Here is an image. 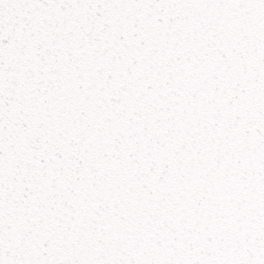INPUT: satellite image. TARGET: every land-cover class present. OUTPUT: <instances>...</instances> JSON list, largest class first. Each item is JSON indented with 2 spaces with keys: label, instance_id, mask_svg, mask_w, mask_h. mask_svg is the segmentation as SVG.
I'll list each match as a JSON object with an SVG mask.
<instances>
[{
  "label": "snow or ice",
  "instance_id": "1",
  "mask_svg": "<svg viewBox=\"0 0 264 264\" xmlns=\"http://www.w3.org/2000/svg\"><path fill=\"white\" fill-rule=\"evenodd\" d=\"M0 264H264V0H0Z\"/></svg>",
  "mask_w": 264,
  "mask_h": 264
}]
</instances>
